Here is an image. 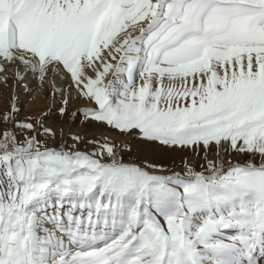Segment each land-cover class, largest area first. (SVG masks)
<instances>
[{
	"label": "snow or ice",
	"instance_id": "1",
	"mask_svg": "<svg viewBox=\"0 0 264 264\" xmlns=\"http://www.w3.org/2000/svg\"><path fill=\"white\" fill-rule=\"evenodd\" d=\"M0 88V264H264V0H0Z\"/></svg>",
	"mask_w": 264,
	"mask_h": 264
},
{
	"label": "bare ground",
	"instance_id": "2",
	"mask_svg": "<svg viewBox=\"0 0 264 264\" xmlns=\"http://www.w3.org/2000/svg\"><path fill=\"white\" fill-rule=\"evenodd\" d=\"M17 94L20 97L22 104H23V111L22 113L25 112H35L39 108H44L47 105L46 101H43L40 97V92H32L28 93L25 92L23 89H18ZM0 95L2 98H0V107L3 105V97L7 98V94L4 92L0 91Z\"/></svg>",
	"mask_w": 264,
	"mask_h": 264
},
{
	"label": "rangeland",
	"instance_id": "3",
	"mask_svg": "<svg viewBox=\"0 0 264 264\" xmlns=\"http://www.w3.org/2000/svg\"><path fill=\"white\" fill-rule=\"evenodd\" d=\"M0 91L1 92H4L3 90H2V88H0ZM0 98H2V96L0 95ZM6 98L5 97H3V99L2 100H5ZM19 101H20V108H21V111H23V104H22V101H21V99H20V97H19Z\"/></svg>",
	"mask_w": 264,
	"mask_h": 264
}]
</instances>
